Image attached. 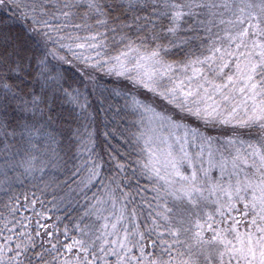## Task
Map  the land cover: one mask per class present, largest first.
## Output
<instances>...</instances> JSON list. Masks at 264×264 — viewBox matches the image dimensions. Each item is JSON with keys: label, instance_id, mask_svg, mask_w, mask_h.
I'll list each match as a JSON object with an SVG mask.
<instances>
[{"label": "snow or ice", "instance_id": "6c2138e0", "mask_svg": "<svg viewBox=\"0 0 264 264\" xmlns=\"http://www.w3.org/2000/svg\"><path fill=\"white\" fill-rule=\"evenodd\" d=\"M0 264H264V0H0Z\"/></svg>", "mask_w": 264, "mask_h": 264}]
</instances>
